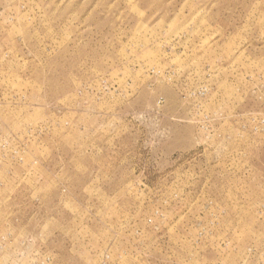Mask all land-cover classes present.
Here are the masks:
<instances>
[{
	"label": "rangeland",
	"instance_id": "rangeland-1",
	"mask_svg": "<svg viewBox=\"0 0 264 264\" xmlns=\"http://www.w3.org/2000/svg\"><path fill=\"white\" fill-rule=\"evenodd\" d=\"M0 264H264V0H0Z\"/></svg>",
	"mask_w": 264,
	"mask_h": 264
}]
</instances>
